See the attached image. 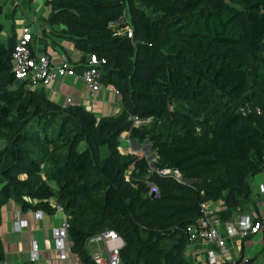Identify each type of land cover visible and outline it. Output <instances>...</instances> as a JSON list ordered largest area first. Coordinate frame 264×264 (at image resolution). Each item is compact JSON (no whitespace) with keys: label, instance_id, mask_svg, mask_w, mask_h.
<instances>
[{"label":"trees","instance_id":"trees-1","mask_svg":"<svg viewBox=\"0 0 264 264\" xmlns=\"http://www.w3.org/2000/svg\"><path fill=\"white\" fill-rule=\"evenodd\" d=\"M46 4L49 23L104 59L100 79L118 90L123 107L97 118L27 87L11 69L15 41L0 39V207L9 198L48 213L62 205L72 249L91 264L86 240L107 227L123 239L119 264H192L187 226L201 204L220 199V216L231 217L264 169V0ZM126 8L132 36L112 26ZM134 116L149 123L135 125ZM30 124L40 146L26 154ZM124 130L149 140L155 158L119 150ZM162 167L178 169L182 180L155 171Z\"/></svg>","mask_w":264,"mask_h":264},{"label":"crops","instance_id":"crops-1","mask_svg":"<svg viewBox=\"0 0 264 264\" xmlns=\"http://www.w3.org/2000/svg\"><path fill=\"white\" fill-rule=\"evenodd\" d=\"M3 6L0 13L2 30L0 39L5 43H13L20 35L24 25H29L33 31L32 47L38 53H47L54 62L62 59L69 60L74 65L82 63L87 58V53L78 49L71 38L60 33L63 24H51L47 17L49 5L46 0H0ZM75 74L60 76L40 87L53 101L64 105L67 96L71 97L69 103H76L92 111L99 118L101 116L115 115L123 107L121 95L115 92L112 85L101 81L102 86L91 93L88 86L78 75L83 66L76 64ZM68 103V104H69ZM141 120L134 119V124H141ZM119 150L122 152H135L141 150L150 160L155 158L154 150L150 152L149 140L139 141L131 138L129 132L124 130L119 135ZM264 180V169L255 173L251 178V194L241 207H236L229 218H223L219 212L224 208L222 200L208 201V205L219 216L217 228L219 233L226 238L229 244L227 261H240L241 264H264V191L259 189V183ZM55 187L54 181H50ZM33 208L21 209L19 202L9 198L0 207V243L4 252V264H91L85 261L79 253L72 249L70 236L63 238L64 253L55 247L53 229L64 218V213L55 211L36 215ZM241 215H248L252 220H261L262 227L246 236L238 232L227 234L226 227ZM25 221L20 229L14 226L15 220ZM123 241V239H122ZM38 243V258H33L32 245ZM113 244H120L117 240L88 243L87 251H105ZM123 244V243H122ZM211 243L204 238L195 237L189 240L185 248V255L192 264H208L206 260L207 249Z\"/></svg>","mask_w":264,"mask_h":264},{"label":"built area","instance_id":"built-area-1","mask_svg":"<svg viewBox=\"0 0 264 264\" xmlns=\"http://www.w3.org/2000/svg\"><path fill=\"white\" fill-rule=\"evenodd\" d=\"M116 26V24H112ZM132 24L123 27H117V33H126L128 36H132ZM33 31L29 25H24L21 29L20 35L16 38L12 50H11V69L19 82L25 83L26 86H45L51 80L57 79L60 76L75 74V67L72 62L66 59H62L59 62H54L47 53H38L32 47ZM103 58H98L95 54H87L85 60V66L81 68L78 75L83 82L88 86L91 93L97 91L101 86V71L98 65L103 61ZM116 93H119L115 89ZM71 100L70 96H67L64 100V105L68 104ZM137 119V117H133ZM134 123V122H133ZM41 163V167H42ZM155 171L158 174H170L176 180L181 181V173L178 169L162 167L156 168ZM44 176V173L41 172ZM150 192H158V187L155 183L149 182ZM259 189L264 191V180L259 183ZM55 211H61L64 213V218L60 224L53 229V237L55 247L58 248L61 253H64L65 247L63 246V238L67 237L69 221L68 215L64 212L62 205L55 204ZM202 214L187 226L189 238L200 237L204 238L211 246L207 249L206 260L208 264H216L226 260L229 254V244L225 237H223L217 228L219 221L218 214L211 208L207 202L201 204ZM43 213L42 209L36 210V215L39 216ZM25 221L19 220V217L14 222L16 229H20L25 225ZM262 227V221L252 220L248 215H241L234 222L226 227L227 234H234L238 232L242 236L248 235L250 232H255ZM119 234L111 227L104 228L99 232L89 236L86 240V244L95 242H105L108 240H117ZM119 248L120 245L113 244L109 249L105 251H93L91 252V259L93 264H119ZM33 258H38V243L34 242L32 245ZM229 264H241L239 261H231Z\"/></svg>","mask_w":264,"mask_h":264},{"label":"rangeland","instance_id":"rangeland-1","mask_svg":"<svg viewBox=\"0 0 264 264\" xmlns=\"http://www.w3.org/2000/svg\"><path fill=\"white\" fill-rule=\"evenodd\" d=\"M129 19H130V14L128 12V9L126 8L123 16L117 21L116 27H118L119 23H122V22H125L124 25H127V24L129 25ZM148 123H149V120H147V121L141 120L142 125H147ZM35 127H36V125L33 126L32 124L27 126V129L31 133H30L28 140L26 142V146L29 149V152L27 151L26 154L36 153L37 148H39V146H40L37 134H35V132H34L36 129ZM5 143H6L5 140L0 139V149H2L5 146ZM81 146H84V142L81 143ZM152 151L153 150L150 148V152H152Z\"/></svg>","mask_w":264,"mask_h":264},{"label":"water","instance_id":"water-1","mask_svg":"<svg viewBox=\"0 0 264 264\" xmlns=\"http://www.w3.org/2000/svg\"><path fill=\"white\" fill-rule=\"evenodd\" d=\"M133 139H134V138H133ZM118 240L120 241V244H119V245L121 246L122 243H123L122 238L119 236V237H118Z\"/></svg>","mask_w":264,"mask_h":264}]
</instances>
